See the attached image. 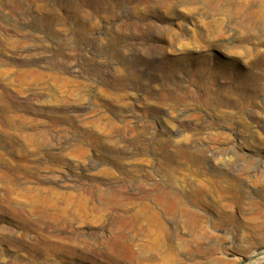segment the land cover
<instances>
[{
	"label": "rangeland",
	"instance_id": "obj_1",
	"mask_svg": "<svg viewBox=\"0 0 264 264\" xmlns=\"http://www.w3.org/2000/svg\"><path fill=\"white\" fill-rule=\"evenodd\" d=\"M239 1L248 26L225 0H0V264H264V0ZM164 190L208 205L194 236ZM146 225L165 247L134 260Z\"/></svg>",
	"mask_w": 264,
	"mask_h": 264
},
{
	"label": "bare ground",
	"instance_id": "obj_2",
	"mask_svg": "<svg viewBox=\"0 0 264 264\" xmlns=\"http://www.w3.org/2000/svg\"><path fill=\"white\" fill-rule=\"evenodd\" d=\"M206 7L211 10H216V11H220L223 10L221 8L220 2L223 0H180V4H184V3H196V2H200ZM247 10H249L245 4H243L242 2H240L239 0H225V9L223 10L224 12H226L228 14L229 19H234L237 18L235 17L236 14H243V18H241L240 20V25L241 26H248V22L251 20V16H253L255 14L254 11H249L247 12ZM249 13V15H248ZM246 14V16L244 15ZM248 15V17H247ZM249 20V21H248ZM264 20V17L263 19ZM189 159V158H188ZM50 165V164H49ZM126 171V170H125ZM138 173V172H137ZM48 175V174H47ZM193 175V174H192ZM221 176L218 177V182H224L227 181V178L220 174ZM146 181V180H145ZM170 182V181H169ZM173 182V180H172ZM174 184V183H173ZM175 185V184H174ZM99 187V186H98ZM195 188V187H194ZM233 188V187H232ZM204 189V188H203ZM200 189L198 191L199 195H204V193L207 190H203ZM214 189V188H213ZM234 189V188H233ZM212 190V189H211ZM229 190H231V186L226 187L225 189H220V191L224 194L226 192H228ZM93 191V190H92ZM182 191V190H181ZM197 191V190H195ZM214 191V190H213ZM90 193H92L91 191H89ZM190 192V191H189ZM50 193V192H49ZM205 193V194H206ZM102 194V193H101ZM184 194V193H183ZM195 194V193H194ZM163 200V204L164 206H162L164 209V214H168V215H176L179 214V221L181 223H183L184 228L187 229L188 234L190 236H194L196 231H199L198 229H201L203 227L204 222H206V208H207V204L205 203V201H193V200H189L188 203L187 202H182L179 199V196L177 194L176 191H162L161 195ZM144 197V196H143ZM156 203V202H154ZM162 203V202H161ZM159 204V203H158ZM47 206V205H46ZM146 206V205H145ZM149 206V205H148ZM44 207V206H43ZM150 207V206H149ZM49 208V207H48ZM47 208V209H48ZM65 208V207H64ZM44 210V209H43ZM66 210V208H65ZM161 210V209H160ZM163 213V212H162ZM155 214V213H154ZM155 216V215H154ZM133 217V216H132ZM131 217V218H132ZM176 218V217H175ZM137 219V216H136ZM147 221V220H146ZM151 222V221H150ZM135 222H133V225H137L138 224H134ZM142 224V223H141ZM140 224V225H141ZM178 226V225H177ZM136 227V226H135ZM152 227V226H151ZM150 225H146L143 226L142 228H144L143 230H145L146 233V239H138V232L140 231L139 228L136 229L137 231H135L132 236L130 235L129 238L125 239V234L124 238L125 241L123 242V246L120 244V246H122L124 249V247L129 251L130 256L135 257L136 255L139 256L138 252L143 251V250H160L162 246L165 247V244L162 242L163 237H166V234H168L169 230L167 231L168 233H166V230H163L161 233H163L161 236L160 235H154L151 236V228ZM162 229V228H161ZM142 230V229H141ZM177 233V232H176ZM122 234V233H121ZM179 234V233H178ZM118 235V234H117ZM169 236V235H168ZM175 236H177L175 234ZM174 236V237H175ZM120 237H122L120 235ZM173 237V235H172ZM122 239V240H123ZM196 246V245H195ZM199 246V245H198ZM189 247V246H187ZM163 257V256H162ZM140 258V257H139ZM163 259V258H162ZM139 261V260H138ZM137 262V261H136ZM174 262H178L179 264L181 263L180 260H176V259H172L171 257L168 258L167 256V261L165 264H175ZM138 263V262H137ZM140 263H142V261H140ZM143 264V263H142ZM182 264V263H181Z\"/></svg>",
	"mask_w": 264,
	"mask_h": 264
}]
</instances>
